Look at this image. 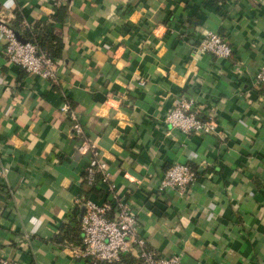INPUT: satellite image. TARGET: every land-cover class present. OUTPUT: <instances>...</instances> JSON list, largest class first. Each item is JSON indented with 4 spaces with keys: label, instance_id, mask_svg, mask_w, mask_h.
Instances as JSON below:
<instances>
[{
    "label": "crops",
    "instance_id": "1",
    "mask_svg": "<svg viewBox=\"0 0 264 264\" xmlns=\"http://www.w3.org/2000/svg\"><path fill=\"white\" fill-rule=\"evenodd\" d=\"M50 2L0 0V19L21 39L43 24L62 42L51 82L8 64L0 38V260L89 264L71 250L83 203L108 193L81 180L89 154L77 150L67 101L152 249L183 264H264V86L254 84L264 0ZM207 31L227 40L228 58L196 51ZM181 95L215 132L163 122ZM177 162L197 180L182 194L158 190ZM135 256L124 258L140 264Z\"/></svg>",
    "mask_w": 264,
    "mask_h": 264
},
{
    "label": "built area",
    "instance_id": "2",
    "mask_svg": "<svg viewBox=\"0 0 264 264\" xmlns=\"http://www.w3.org/2000/svg\"><path fill=\"white\" fill-rule=\"evenodd\" d=\"M51 8L56 9L69 3V0H51ZM34 35V33H33ZM0 38L4 45L2 54L10 65L18 66L25 73L38 78L57 81L55 60L47 55L32 40H19L8 22L0 19ZM197 52L212 54L217 58H228L232 48L220 34L207 31L198 46ZM254 84L264 86V66L254 75ZM60 109L71 121L72 136L78 138L77 150L89 154L87 166L81 180L87 185L100 182L106 186L108 197L102 202L86 200L84 213L79 224L80 243L72 246L73 256L86 260L89 264H128L124 257L135 253L140 264H183L177 256H163L152 249L140 234L138 220L131 205L124 196L118 194L110 180L108 165L100 150L84 139V129L71 105L64 101ZM163 122L171 130L183 134H207L215 132V122L211 117L199 116L196 100L181 95L162 115ZM6 176V168L0 165V183ZM197 180V171L188 163H173L164 170L158 190L172 189L180 194ZM0 264H19L16 261L1 259Z\"/></svg>",
    "mask_w": 264,
    "mask_h": 264
},
{
    "label": "trees",
    "instance_id": "3",
    "mask_svg": "<svg viewBox=\"0 0 264 264\" xmlns=\"http://www.w3.org/2000/svg\"><path fill=\"white\" fill-rule=\"evenodd\" d=\"M9 24L13 28L12 24L11 23ZM38 28H39V31L35 35H31L30 37L28 36L29 39L27 38L25 40L33 39L38 44V46L47 53L49 57H51L52 59H55L54 56L60 55L59 51L62 48V42L56 36H54L52 30H50L51 29L50 27H47L41 24L38 26ZM64 229L66 231V228ZM76 243L78 244L80 243L79 236H78V241ZM124 262L130 264V262L132 263V260L126 261V259H124Z\"/></svg>",
    "mask_w": 264,
    "mask_h": 264
},
{
    "label": "water",
    "instance_id": "4",
    "mask_svg": "<svg viewBox=\"0 0 264 264\" xmlns=\"http://www.w3.org/2000/svg\"><path fill=\"white\" fill-rule=\"evenodd\" d=\"M16 36H17V38H18L19 40L23 41V39H21V38L18 36L17 33H16ZM77 145H79V144L77 143ZM82 209L84 210V207H83Z\"/></svg>",
    "mask_w": 264,
    "mask_h": 264
}]
</instances>
